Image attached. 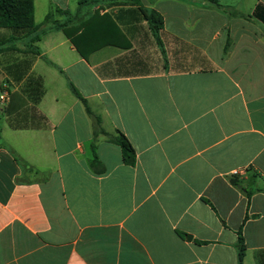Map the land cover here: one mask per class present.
Wrapping results in <instances>:
<instances>
[{
	"label": "crops",
	"instance_id": "obj_1",
	"mask_svg": "<svg viewBox=\"0 0 264 264\" xmlns=\"http://www.w3.org/2000/svg\"><path fill=\"white\" fill-rule=\"evenodd\" d=\"M82 2L0 27V264H264V0Z\"/></svg>",
	"mask_w": 264,
	"mask_h": 264
},
{
	"label": "trees",
	"instance_id": "obj_2",
	"mask_svg": "<svg viewBox=\"0 0 264 264\" xmlns=\"http://www.w3.org/2000/svg\"><path fill=\"white\" fill-rule=\"evenodd\" d=\"M96 1L98 0H83L82 3ZM143 11L146 12V10ZM147 20L149 21L154 34L157 35L162 27V17L157 12L150 11ZM72 23L73 22L70 21V19H67L64 22L55 20L54 13L50 12L46 16L44 23L42 25H37L34 19V0H0V27L31 31V33L35 34L31 43L39 41L41 36L48 31V29H46L47 27L50 30H64L71 38L69 34L70 29L67 28ZM34 52L39 53V49L35 48ZM72 89L77 94L73 86ZM88 112L90 115H93L89 109ZM98 120L100 121V118H98ZM105 135L110 136L107 133H105ZM109 140L121 147L124 163L126 165L134 166L136 162L135 151L128 139L119 132L118 136L111 137ZM92 166L98 173L104 172V168L97 157L94 158ZM236 247L238 252V263L244 264L246 245L242 236L239 237Z\"/></svg>",
	"mask_w": 264,
	"mask_h": 264
},
{
	"label": "water",
	"instance_id": "obj_3",
	"mask_svg": "<svg viewBox=\"0 0 264 264\" xmlns=\"http://www.w3.org/2000/svg\"><path fill=\"white\" fill-rule=\"evenodd\" d=\"M238 182V180L237 179H234V180H232V182L231 183H233V184H236ZM239 187H241V186H239ZM187 239H191V237L190 236H187Z\"/></svg>",
	"mask_w": 264,
	"mask_h": 264
},
{
	"label": "built area",
	"instance_id": "obj_4",
	"mask_svg": "<svg viewBox=\"0 0 264 264\" xmlns=\"http://www.w3.org/2000/svg\"><path fill=\"white\" fill-rule=\"evenodd\" d=\"M1 99H3V100L6 99V96H1ZM236 173H237V172H236Z\"/></svg>",
	"mask_w": 264,
	"mask_h": 264
}]
</instances>
